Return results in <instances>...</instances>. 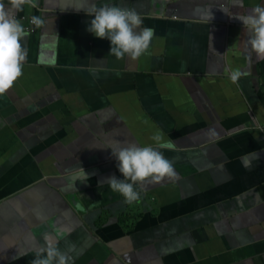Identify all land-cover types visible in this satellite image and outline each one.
<instances>
[{"label":"crops","instance_id":"crops-1","mask_svg":"<svg viewBox=\"0 0 264 264\" xmlns=\"http://www.w3.org/2000/svg\"><path fill=\"white\" fill-rule=\"evenodd\" d=\"M104 3L154 29L140 57L117 60L87 30ZM261 5L38 0L18 12L24 28L33 15L45 25L22 39V75L0 95V264H31L45 236L69 264H264V59L236 17ZM235 70L246 75L232 83ZM127 144L158 148L177 173L136 185L132 204L106 183L123 179L108 147ZM79 167L89 179L67 188Z\"/></svg>","mask_w":264,"mask_h":264},{"label":"clouds","instance_id":"clouds-1","mask_svg":"<svg viewBox=\"0 0 264 264\" xmlns=\"http://www.w3.org/2000/svg\"><path fill=\"white\" fill-rule=\"evenodd\" d=\"M38 0H0V95L10 89L14 82L22 75V64L26 59V51L22 48V39L28 36L16 14L24 11L25 6L34 8ZM88 14L94 16L88 25V31L98 38H107L111 42L108 55L122 60L125 55L133 59L144 54L154 36V29L143 27L141 16L135 9L104 3L102 6H93ZM242 21L249 39L251 50L258 58L264 59V5L256 6L247 15L236 16ZM30 23L36 28L45 25L41 16L33 15ZM139 29V30H138ZM245 72L235 70L229 78L237 83ZM151 139L160 148H171V142H164L163 135L156 132ZM112 155L118 161L119 172L123 179L109 177L106 183L110 189L124 197L126 204H132L140 199L141 188L147 183H159L166 177L174 179L177 173L173 163L167 159L158 148L152 146H138L136 144L109 146ZM72 173L67 178V188H76V182H85L89 179L88 173L82 168L69 169ZM71 251V248L69 249ZM71 257L61 251L57 244L45 236V245L36 250L31 264H69Z\"/></svg>","mask_w":264,"mask_h":264},{"label":"built area","instance_id":"built-area-1","mask_svg":"<svg viewBox=\"0 0 264 264\" xmlns=\"http://www.w3.org/2000/svg\"><path fill=\"white\" fill-rule=\"evenodd\" d=\"M34 25L30 23V20L28 21V25L25 27V30L27 32L33 33L34 29L32 28ZM261 128L264 130V126H261Z\"/></svg>","mask_w":264,"mask_h":264}]
</instances>
